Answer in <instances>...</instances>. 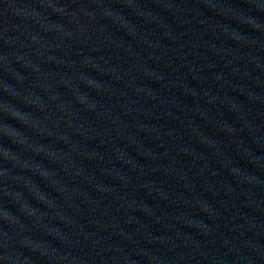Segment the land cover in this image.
I'll use <instances>...</instances> for the list:
<instances>
[{
	"label": "water",
	"instance_id": "1",
	"mask_svg": "<svg viewBox=\"0 0 264 264\" xmlns=\"http://www.w3.org/2000/svg\"><path fill=\"white\" fill-rule=\"evenodd\" d=\"M0 264H264V0H0Z\"/></svg>",
	"mask_w": 264,
	"mask_h": 264
}]
</instances>
